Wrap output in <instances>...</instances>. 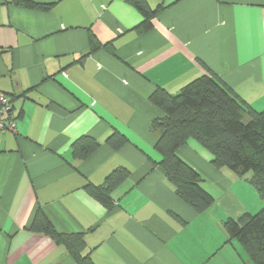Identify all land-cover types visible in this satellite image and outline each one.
<instances>
[{
	"label": "crops",
	"instance_id": "1",
	"mask_svg": "<svg viewBox=\"0 0 264 264\" xmlns=\"http://www.w3.org/2000/svg\"><path fill=\"white\" fill-rule=\"evenodd\" d=\"M33 1L50 8L0 0V90L17 116V131L0 129V264H79L32 230L39 210L58 232L84 233L96 264H252L224 228L264 206L250 173L215 167L189 139L178 152L215 197L198 213L160 165L151 121L165 113L150 96L208 67L264 110V0H147L163 9L145 32L127 0ZM114 132L127 138L118 150L106 142ZM84 135L101 145L81 160L71 144ZM119 167L130 175L107 206L88 188Z\"/></svg>",
	"mask_w": 264,
	"mask_h": 264
},
{
	"label": "trees",
	"instance_id": "2",
	"mask_svg": "<svg viewBox=\"0 0 264 264\" xmlns=\"http://www.w3.org/2000/svg\"><path fill=\"white\" fill-rule=\"evenodd\" d=\"M127 1L144 17L136 30H150L154 17L163 9V3L152 9L147 0ZM17 3L26 7L50 8L48 4L33 0H17ZM100 47L95 35L90 33L89 52ZM206 68V73L184 84L177 93L159 87L150 96V100L165 113L163 117L151 121V130L159 134L155 149L161 156L160 165L176 194L200 214L211 209L215 197L204 187L203 175L178 152L189 139L197 140L213 154L215 167L230 168L242 177L251 173L247 180L264 202V110L255 109L219 75ZM12 113L17 120L13 103ZM106 142L118 150L127 138L114 132ZM100 145L98 139L84 135L72 142L71 149L75 158L84 160ZM129 175L128 168L119 167L104 184L89 187L88 190L110 206L112 190ZM224 228L229 237L239 243L249 262L264 264V206L237 219L228 218ZM32 230L47 234L58 244L66 246L79 264H96L89 254L84 253V233L58 232L41 210L36 215Z\"/></svg>",
	"mask_w": 264,
	"mask_h": 264
},
{
	"label": "built area",
	"instance_id": "3",
	"mask_svg": "<svg viewBox=\"0 0 264 264\" xmlns=\"http://www.w3.org/2000/svg\"><path fill=\"white\" fill-rule=\"evenodd\" d=\"M0 129L17 131V120L12 113V101L0 91Z\"/></svg>",
	"mask_w": 264,
	"mask_h": 264
},
{
	"label": "rangeland",
	"instance_id": "4",
	"mask_svg": "<svg viewBox=\"0 0 264 264\" xmlns=\"http://www.w3.org/2000/svg\"><path fill=\"white\" fill-rule=\"evenodd\" d=\"M251 174V173H250Z\"/></svg>",
	"mask_w": 264,
	"mask_h": 264
}]
</instances>
